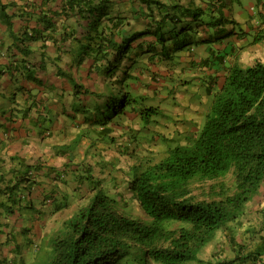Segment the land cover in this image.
<instances>
[{"label": "trees", "instance_id": "16d2710c", "mask_svg": "<svg viewBox=\"0 0 264 264\" xmlns=\"http://www.w3.org/2000/svg\"><path fill=\"white\" fill-rule=\"evenodd\" d=\"M22 2L17 17L24 25L12 33L15 43L40 42L44 53L71 52L82 64L79 76L65 73L79 104L68 141L55 146L63 165L44 175L34 169L54 184L42 189V203L61 215L50 220L47 237L27 264H264V207L251 211L259 198L264 205V60L246 68L234 64L213 84L211 100L195 105L203 109L176 114L180 122L193 123L188 134L157 97L162 89H174V79L162 71L171 54L184 47L171 43L186 17L183 10L176 12L173 0ZM6 8L0 0L1 21L9 23ZM262 41L264 36H256L252 44ZM207 62L192 65L200 71ZM36 70L38 64L27 66L29 72ZM159 74L169 79L164 87ZM159 118L169 122L163 134L171 124L186 144L154 157L148 145L158 137L166 140L154 126ZM147 133L150 143L143 137ZM123 153L133 162L121 165L116 158ZM10 160L21 168L13 171L14 182L0 176L5 214L20 208L17 194L33 177L20 159ZM229 173L233 185H212L206 195H193L192 184ZM83 185L89 197L77 200L85 203L72 204L71 217H61L72 192L82 194ZM122 186L147 222L120 212L122 196L113 188Z\"/></svg>", "mask_w": 264, "mask_h": 264}, {"label": "crops", "instance_id": "0c3cea01", "mask_svg": "<svg viewBox=\"0 0 264 264\" xmlns=\"http://www.w3.org/2000/svg\"><path fill=\"white\" fill-rule=\"evenodd\" d=\"M162 1L166 2V0ZM209 1L210 4L201 0H173L176 12L183 10L182 12L186 14L180 23L189 21L195 24L191 30L193 32L195 29L200 30L204 27L202 24H197L201 20L200 13L193 16L192 7L196 9L203 7L204 13L201 14H205V11L220 13L219 18L208 19L209 26L219 23L222 18L225 19L224 7H231L227 10L228 14L233 16L235 5L230 3L231 0ZM22 3V0H3V4L7 5L5 13L11 17V20L8 23L1 21L0 18V176L7 175L6 180L15 181L12 173L21 167L18 161L10 159L16 157L22 161L24 166L31 168L30 172L33 177H29L31 183L24 184L17 194L16 199L22 198L20 208L18 210L15 208L17 212L5 214L0 207V261L4 264L29 263L34 248L40 245L49 233L48 223L53 219V212L50 207L42 203L41 191L54 184L52 185L50 179H44L41 175L37 176V171L34 169L38 167L41 174H46L48 169L53 168L54 170L50 169V171H56L63 165L64 159L60 158L55 146L68 141L65 135L72 132L69 127L72 122L71 115L75 114L79 104L71 94L65 73L70 78L79 76L82 71L81 60L74 53H60L59 55V52L52 50L44 53L40 42L15 43L12 33L24 25V21L17 17L22 11ZM257 16L264 17V14L259 13ZM204 19L207 21L206 17ZM254 28L247 30L245 38L239 35L236 37L240 44L245 41L249 47L264 48V41L256 45L252 44L253 41L248 42V37L253 36ZM257 29L258 33L255 37L264 33V22L260 23ZM235 30L236 28H233L232 35L236 34ZM236 51L239 53V50ZM176 58L183 63L190 62L180 52L171 54L170 63H173ZM170 63H166L167 66L162 71L169 79L168 65ZM29 64H38L40 70L27 71ZM207 66L208 71L203 69L200 73L204 79L208 76L209 87L212 88L215 81H220L228 68L222 72L216 69L214 73L218 77H213L211 75L213 67L209 61ZM169 89L171 91L172 87ZM166 91V88L162 89L157 97L160 98L162 109L176 111L175 114H171L173 117L184 109L204 108L203 105L195 107L196 101L192 99L191 94L188 99L184 96H176V102L169 103L170 107H164L163 105L168 104L166 100L170 97L167 98L166 95L170 94ZM34 180L35 184H32ZM3 199L4 197L0 196V203Z\"/></svg>", "mask_w": 264, "mask_h": 264}, {"label": "rangeland", "instance_id": "374dc122", "mask_svg": "<svg viewBox=\"0 0 264 264\" xmlns=\"http://www.w3.org/2000/svg\"><path fill=\"white\" fill-rule=\"evenodd\" d=\"M204 3L210 4L209 0H201ZM261 1V3H258ZM231 4L235 5V11L233 16L228 14V8L231 7H224L223 14L224 18L220 20L219 23H213V26H209L207 23H210L208 19H216L220 17V13H211L210 11H205L204 8L201 7L199 9H196L194 7L191 8L193 16H195L197 13H200V21L197 22V24L204 25L203 28L200 30L195 29L194 32H191L193 25L189 21L178 25L176 27V33L174 34V37L171 40V43L180 44V46L184 45L180 49V52L184 55V58L186 60H190L188 63H183L180 59L176 58L173 60V63H170L168 67L170 68L169 77L174 79V89L170 91L168 89V93L170 94V97L166 102L168 104L163 105L164 107H170V104H173L176 102V96H184L188 99L189 94H191L192 99L196 101L194 105H198L200 101L211 100L212 95L216 91V86H212L211 88V95L209 96L207 93V89L209 87V78L208 76H205V79L202 77L200 71L195 68L191 63H195L196 66L200 64V61L202 59L209 61L210 64H212L213 69L211 70V75L213 77H218L214 71L218 69L219 72H222L226 68H230L234 64H237L241 66L242 68H246L247 66H251L257 59L258 60H264V48L259 46L258 48L255 47H249L247 45V42L243 41L242 44H240L239 40L236 36H241L242 38H245V34L247 30H252L254 26L256 28L253 29V36L248 37V42H252L255 39V35L258 33L257 26L264 22L263 16H257L259 13L264 14V0H231ZM230 4V5H231ZM255 15V18H253ZM207 18V21H205L204 18ZM216 21V20H214ZM206 24V25H205ZM176 25L172 26V29L175 28ZM251 27V29H250ZM220 28V29H218ZM233 28H236V34L232 35ZM198 30V31H197ZM256 32V33H254ZM187 33V34H185ZM204 36L207 38H204ZM264 36V33L262 34ZM230 49H233L234 51H231ZM239 50V53L236 51ZM237 56V57H236ZM190 64V66H189ZM203 69H207L208 66L204 67ZM160 73V72H159ZM160 79H165L163 87L165 86V81H169V79L165 78L161 74L158 75ZM157 77V76H156ZM205 81V82H204ZM218 82V81H215ZM176 111L167 110L166 114H175ZM205 116V115H203ZM176 125L178 123H182L183 126H185L188 134L192 133L193 130V123L183 121L180 122L177 120V115L174 117ZM166 119H160L157 123H154V126L158 129H160V133H162L163 129L167 126L164 123H169L168 121L165 122ZM202 124L204 123V119H201ZM162 123V124H161ZM181 131V129H180ZM148 134V133H147ZM166 140H160L158 137V141H155L153 145H148V151L152 152V155L154 157H158L165 153V150L168 147H175L179 144H186L185 139L180 137L177 133H174L173 128L171 127L165 131L163 134ZM171 135H173V138H168ZM185 135V134H184ZM146 140V143H150V140L147 136H143ZM109 152V151H108ZM116 152V151H114ZM147 157L149 153L147 152ZM132 155V154H130ZM128 157V155H127ZM126 157V154L123 153L122 157L116 158L119 159V163L121 165H129L132 160L128 157ZM128 159L130 161H128ZM133 162V161H132ZM131 162V163H132ZM119 176V175H118ZM120 177V176H119ZM109 183H105V187H110L111 181H108ZM225 184L227 186L233 185V175L232 173L227 174L224 177H221L215 181L206 182L204 184H198L194 183L191 185V189L193 191V195L195 196H202L203 193L205 195L207 192L210 191L212 185H215L216 187H219V185ZM120 190L122 201L119 205L120 212L132 219L141 220L143 222H147L148 219L145 217L139 206L135 201L131 199V194L127 191L125 186L120 187L119 189H114L113 191L117 192ZM79 190H75L72 193L74 194L73 201L70 204V207L66 210L65 213H62L63 215L61 217H71V214L73 213L72 210V204L76 203L79 204L81 202L80 199L77 200L78 196L83 195L85 197H89L87 185L82 186V194L78 193ZM87 201V200H86ZM262 202V201H261ZM85 203V202H81ZM253 209L252 212H255L257 209L263 208V203L254 202L253 203ZM14 212H17L16 209L13 210ZM61 215L60 212H57L56 214L52 215V218L55 219L57 216ZM177 225H173L170 228L174 229ZM58 229V228H57ZM3 232L4 227L2 228ZM238 233H242L241 230ZM221 241L224 240L223 235H218ZM39 246V245H38ZM38 246H36L34 249H36ZM211 251V247L207 250Z\"/></svg>", "mask_w": 264, "mask_h": 264}]
</instances>
